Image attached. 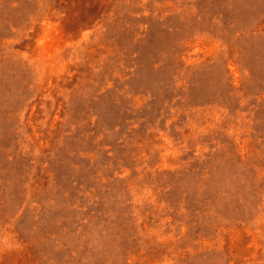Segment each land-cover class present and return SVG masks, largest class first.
<instances>
[{"label": "rangeland", "instance_id": "obj_1", "mask_svg": "<svg viewBox=\"0 0 264 264\" xmlns=\"http://www.w3.org/2000/svg\"><path fill=\"white\" fill-rule=\"evenodd\" d=\"M0 264H264V0H0Z\"/></svg>", "mask_w": 264, "mask_h": 264}]
</instances>
